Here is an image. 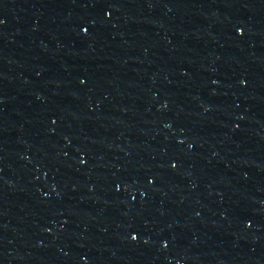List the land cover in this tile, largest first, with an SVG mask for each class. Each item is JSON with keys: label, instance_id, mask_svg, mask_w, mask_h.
Returning a JSON list of instances; mask_svg holds the SVG:
<instances>
[{"label": "water", "instance_id": "1", "mask_svg": "<svg viewBox=\"0 0 264 264\" xmlns=\"http://www.w3.org/2000/svg\"><path fill=\"white\" fill-rule=\"evenodd\" d=\"M15 0H0V22L12 6Z\"/></svg>", "mask_w": 264, "mask_h": 264}]
</instances>
